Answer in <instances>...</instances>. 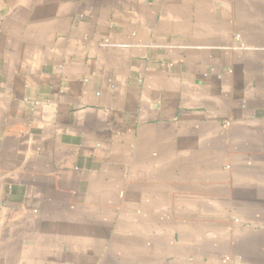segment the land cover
Instances as JSON below:
<instances>
[{"label": "crops", "instance_id": "obj_1", "mask_svg": "<svg viewBox=\"0 0 264 264\" xmlns=\"http://www.w3.org/2000/svg\"><path fill=\"white\" fill-rule=\"evenodd\" d=\"M212 168L264 194V0H0V264H173Z\"/></svg>", "mask_w": 264, "mask_h": 264}, {"label": "rangeland", "instance_id": "obj_2", "mask_svg": "<svg viewBox=\"0 0 264 264\" xmlns=\"http://www.w3.org/2000/svg\"><path fill=\"white\" fill-rule=\"evenodd\" d=\"M225 168L211 169L218 181L217 199H202V193L191 190L190 213L180 206L173 264H264V194L257 200L237 198L236 185L225 183ZM193 171V178L202 179V168H190V175ZM192 184L201 188V182ZM168 256L170 252H164L163 264H170Z\"/></svg>", "mask_w": 264, "mask_h": 264}]
</instances>
